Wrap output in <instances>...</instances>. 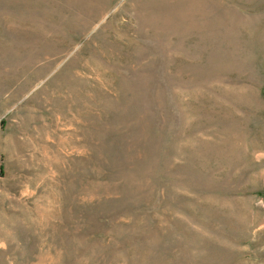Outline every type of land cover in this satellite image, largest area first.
<instances>
[{"label": "rangeland", "instance_id": "obj_1", "mask_svg": "<svg viewBox=\"0 0 264 264\" xmlns=\"http://www.w3.org/2000/svg\"><path fill=\"white\" fill-rule=\"evenodd\" d=\"M0 264H264V0H0Z\"/></svg>", "mask_w": 264, "mask_h": 264}]
</instances>
